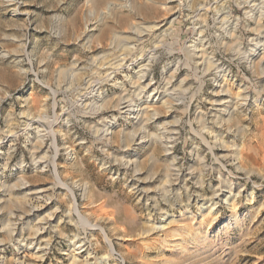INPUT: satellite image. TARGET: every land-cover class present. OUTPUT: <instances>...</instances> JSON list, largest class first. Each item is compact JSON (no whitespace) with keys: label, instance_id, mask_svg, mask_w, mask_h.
I'll return each instance as SVG.
<instances>
[{"label":"rangeland","instance_id":"obj_1","mask_svg":"<svg viewBox=\"0 0 264 264\" xmlns=\"http://www.w3.org/2000/svg\"><path fill=\"white\" fill-rule=\"evenodd\" d=\"M249 4L0 0V264H264Z\"/></svg>","mask_w":264,"mask_h":264},{"label":"bare ground","instance_id":"obj_2","mask_svg":"<svg viewBox=\"0 0 264 264\" xmlns=\"http://www.w3.org/2000/svg\"><path fill=\"white\" fill-rule=\"evenodd\" d=\"M247 2V1H246ZM248 2L250 3L249 4V7H250V10H248V14L249 15H253V13H258V12H262V10H261V8H263V0H248ZM250 11H252L251 13H249ZM251 17V16H250ZM255 17H257V16H255ZM259 17V16H258ZM225 20H226V18H225ZM229 20V19H228ZM220 21V20H219ZM223 22V21H222ZM229 22H230V20H229ZM228 22V23H229ZM221 23V22H220ZM228 25V24H227ZM227 25H226V27H227ZM141 32V31H140ZM250 44H251V47H252V49H250L251 50V55L253 56V55H255L256 56V54H259V51H260V49H263V51L262 52H264V28L263 29H260V30H258V32L255 34V36H252V38H250ZM262 47V48H261ZM248 49V50H249ZM257 51V52H256ZM147 53H145V54H143V55H141L136 61H135V65H136V67L138 68V77H139V79L141 80L142 78H144L145 76H147V74H146V72H147V70H148V62H145L146 60H147ZM247 56V55H246ZM248 57V56H247ZM209 58V57H208ZM211 62V61H210ZM213 66H215V68H217L218 66L217 65H213ZM218 69V68H217ZM261 74H263L264 75V65L261 67ZM171 79V78H170ZM151 83L150 82H147L146 84H145V86H144V89H146V88H149L150 89V87H151V85H150ZM167 86L166 87H169L170 86V82L168 83V81H167ZM143 89V90H144ZM165 90H167V88H165ZM172 90V89H171ZM174 90V89H173ZM245 91H243V93L241 94V95H239V99L240 98H243V99H246L248 96H246L245 95V93H244ZM151 93H152V95H154V96H156V99L155 100H157L160 96H162L164 93H162V92H160V91H158L157 89H155V88H153L152 90H151ZM166 94V93H165ZM173 94V93H172ZM171 94V95H172ZM170 95V94H169ZM222 96V95H221ZM226 96V95H225ZM220 99V98H219ZM219 101V100H218ZM226 101H225V99H224V101H223V99H221L220 100V102H218L219 104H224ZM228 102H229V100H228ZM227 103V102H226ZM225 103V104H226ZM120 109H121V113H127V112H131V111H133L134 109H132V103H130L127 99H125V100H123L122 102H121V104H120V107H119ZM123 109V110H122ZM31 118H33V117H31ZM28 119H30V118H28ZM32 120V124L34 123V124H38L39 122H40V120L39 119H31ZM29 121V120H28ZM29 123V122H28ZM31 128H33L32 126H30ZM30 129V128H29ZM169 138H171V140H172V138H174V136L176 135V131L174 130V129H170L169 130ZM36 164V163H35ZM59 179V178H58ZM58 181V180H57ZM229 189V188H228ZM41 192H43V190H40L39 191V193H41ZM227 192H228V190H227ZM38 231H36V235L34 236V242H33V246H31V248H34V246H36V244H38L39 242H38V238H39V236H40V234L41 233H37ZM40 232V231H39ZM82 243V242H81ZM38 246V245H37ZM83 246V244H80V243H78V245H77V248H81ZM37 250H39L38 248H37ZM36 250V251H37ZM81 251V250H80Z\"/></svg>","mask_w":264,"mask_h":264}]
</instances>
